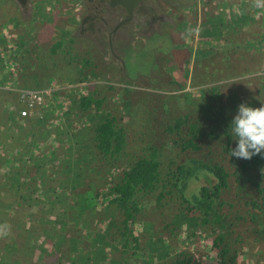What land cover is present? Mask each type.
Returning a JSON list of instances; mask_svg holds the SVG:
<instances>
[{"label": "rangeland", "instance_id": "rangeland-1", "mask_svg": "<svg viewBox=\"0 0 264 264\" xmlns=\"http://www.w3.org/2000/svg\"><path fill=\"white\" fill-rule=\"evenodd\" d=\"M184 1V8L171 9L177 21L174 37L170 39L166 30L164 35L150 38L148 44L146 38H133L121 51L110 42H99L93 28L79 33L85 16L80 0H30L26 8L15 0H0V58L12 70L20 56L21 77L27 73L28 61L33 66L29 68L31 80H22L23 86H6V77L0 84V263L5 259L12 264H61L62 255L69 258L77 253H71L74 248L82 255L89 252L94 256L95 249L102 246L106 261L116 259L122 264H221L214 243L224 235L225 243L237 252V264H264V162L256 165L252 158L231 157L223 149L226 142L221 133L238 105L260 107L264 103V0ZM57 42L63 46L54 54ZM173 44L183 49L176 57ZM51 73H56V79L48 83ZM82 74L88 79L79 82ZM130 91L139 94L135 101H148L153 111L148 125L151 111L147 113L142 104L132 101L131 111L126 109L122 98ZM22 92L39 93L43 98L40 105L29 108L21 99ZM92 94L103 105H94L86 114L75 100ZM186 94L203 105L197 107L198 113L206 114L208 108L216 112L209 127L194 110L189 114L204 136L194 140L203 151L192 156L190 150L172 147L180 139L167 130L176 124L171 119L188 110ZM159 102L180 111L166 118L155 111ZM107 115L127 132L126 146L117 160L89 155L95 153L93 131ZM212 131L224 141L209 137ZM182 138L192 139L186 134ZM153 140L164 146L163 162L172 161L173 169L193 166L188 163L193 156L211 167L220 163L225 169L228 184L214 209L223 226L217 223V215L207 225L201 224L202 212L186 210L178 194L159 202L161 189L154 195L138 192L136 199L143 210L129 223V231L140 244L138 249L132 245L125 250L128 230L123 229L124 217L115 207L108 208L112 200L108 196ZM242 162L252 165L243 169ZM76 170L82 182L74 190L68 183L78 174ZM15 176H19V190L13 188ZM200 177L187 182L186 198L200 194L204 186L217 184L212 175ZM87 192L97 200L81 215L77 195ZM182 215L186 220L177 230L175 221ZM61 217L64 225L57 222ZM60 225L66 226L69 242L61 245L59 252L53 235ZM160 238L168 246L167 256L161 260L151 251V241L157 246ZM72 239L78 243L72 244Z\"/></svg>", "mask_w": 264, "mask_h": 264}, {"label": "trees", "instance_id": "trees-1", "mask_svg": "<svg viewBox=\"0 0 264 264\" xmlns=\"http://www.w3.org/2000/svg\"><path fill=\"white\" fill-rule=\"evenodd\" d=\"M213 23H215V21ZM62 46H63V42H57L52 48L53 53L56 54L57 51ZM120 60L123 63L124 61L123 58H120ZM136 62L134 63V65L136 64ZM83 66L81 67V69L83 68ZM41 71L43 73L46 72L43 70ZM24 75H26V73ZM54 76H50V78L48 79V83H52L56 79ZM82 76L83 79H81L79 82H83L84 79L85 80L88 79V76L87 78L84 74H82ZM29 77L30 74H27L26 78ZM172 85L181 87V85L176 83H173ZM109 89H113V88L110 87ZM132 92L133 91H130V95H126L127 96L126 99L122 98V100H124V103H126L127 106L126 109L128 108V112L131 111L130 104L132 103V101H135V98L139 95L136 94V92L134 93ZM184 98H185V103L188 104V110L185 113L179 115L181 117L178 118L176 117L171 119V121L172 122L174 121L176 124L174 126H169L167 130L169 134L177 135L178 136L177 139H180V142L178 140H175L172 143V147L173 148L180 147L182 149L181 151L184 152L190 150L189 155L192 156L193 154L199 152L201 153L203 151V149L200 146H197L194 140L195 139L197 140L198 138H204V136L202 135L200 129L197 128V124L193 122L194 120L192 119V116L189 114H192L193 113L192 111L194 110L195 112L194 114L195 115L197 114L196 116L198 118L201 117L203 121H205L206 127H209L210 121H213L215 118V117L212 118L213 114L216 112L212 113V108H208L209 112H207L206 114H203V111L198 113L196 111L197 107L203 108L201 102L191 99L188 94H186ZM219 100L220 98L217 100V103H219L218 106L220 107L221 104ZM135 102L138 105L142 104L143 108L147 109L146 110L147 113L151 111V114L149 113V116L146 119V123L148 125L149 118L153 115V111L150 109L148 105V101L143 98L141 102H137V101ZM258 102L259 100L256 101L253 104V106L257 105ZM75 103L77 104L78 109L82 108V111L86 110V114L88 113L89 110L92 109L94 105L97 104L98 108H101V106L103 105L101 100L96 101V99H94L93 94L86 97L81 96L79 102L75 100ZM159 105L160 107L158 108L157 106V108H155V111L161 113V115L165 116L166 118H171V116L175 111H180L176 106L173 108L170 105L167 106L160 102ZM236 105H238V103ZM250 106H252V104H250ZM172 108L174 109V111L172 110ZM182 110H185L184 105H182ZM219 110L221 113L225 111V109L222 107L219 108ZM222 115H224V113H222ZM116 122L117 120L115 118H113L111 115H107L105 118H103V121L95 127V130L93 131L95 134V144H93V151L95 153L89 154L93 158L97 157L96 155H101L103 159L110 158L117 160L120 158V155L126 146L128 137H127L126 129H124V127L117 126ZM229 122H230L229 119L225 121L224 123L225 127L223 128V132L221 133L222 136L225 137V142H226V145L223 146V149L226 150V152L230 153V148L231 146L234 145V142L230 136V133L227 131L229 127ZM186 131H188V133ZM183 134H186L188 137L192 139L183 140L182 138ZM209 137H211L212 139L220 138L221 141H224L223 138L219 137L214 131H212L209 134ZM154 143L155 142L153 140L152 144L147 145L146 151L148 153L146 152L144 156L138 158L133 164L129 165V168L124 173V176L122 178H119V180L115 182L108 196V197L110 196L112 197V200L109 203L108 208L115 207L118 210V212L121 213L122 217H124L122 223L123 229L126 231L128 230V233H126V236L124 237L123 247L125 250L130 249L132 245L134 249H138L140 244V240L133 236L132 231H129V223L135 220L137 215L143 210L136 199V194L138 192H144L146 195H151V194L154 195L159 189H161L158 196L159 202H162V200L167 195L173 196L178 194L177 196L183 199V203L185 205L186 210L189 211L197 210L199 212L200 211L202 212L204 217L203 220L201 221V224L207 225L210 222V218L213 215H217L216 218L217 223H220L223 226L222 224L223 219L218 214L219 213L218 210H214V209L215 207L216 208L219 207L217 206L218 201L222 198L221 194L223 195L224 188H226L228 184L229 174L225 171V169L219 165L220 163L219 164L215 163L211 167L210 165L205 164L204 160L201 158L200 159L195 158L194 160L193 158L194 156L188 159V163H191L193 166L188 167L184 165L178 167L177 169H173V167L171 166L172 161H170L169 164L167 165L163 162L165 158L163 153L164 146L159 144L156 145V143L155 144ZM203 143H205V140ZM205 159L207 161L208 160L210 161V159H208L207 157ZM252 160L256 165L264 162V158L259 154L253 156ZM249 165L252 164L249 163L246 164V162H242L243 169H245ZM71 169H74V166L71 165ZM164 169H166V171ZM203 173L205 174L206 177L207 175H212L217 180V184L212 187L204 186L202 189H200V194L193 195L191 198H186L185 190L188 184L187 182L194 178L200 179L201 178L200 176ZM81 177L82 176L80 172H78L73 182H71L70 184L68 183V185L71 186L74 190H77L82 182L80 181ZM14 180L16 184L13 183L14 186L13 188L17 187L19 190V185H20L19 184L20 182L18 183L19 176H15ZM93 196L94 195L92 192H87L86 194L77 195V197H79V199L81 200L79 202L81 215L84 214L83 211L86 208L94 205V202L97 200V198ZM190 205H192V207ZM64 217L63 218L61 217L62 219L57 222L60 223L61 225H64L65 223ZM184 220H186V217L182 215L179 216V221L178 220L175 221V224L177 225L178 228L177 230L182 229L181 227L184 224L183 223ZM190 220L193 221L194 216H192ZM61 225H60L61 228H59L60 231L55 232V235H53V237L58 240L55 249L56 251L58 250L59 252H60V246L61 245L65 246L66 242H69L66 239V235H67L66 226H61ZM190 225H196V222H191ZM199 225L200 224H197V226ZM131 235L133 237L132 240L130 239ZM96 240L98 241V239ZM70 242L72 244L78 243L76 239H72ZM157 243L159 244L155 246L156 244L153 245V242L151 241V251L158 253L157 254L159 256L158 258L161 260L162 258H165V256H167L168 246L165 245V241L163 239L157 241ZM230 246L232 245L225 243L224 235L216 239L214 243V247L219 250V257L221 259V264H237V260H236L237 252L235 253ZM103 249L104 247L102 246L100 248L97 247L94 251L95 255L93 256L89 252L85 255H82L77 249L74 248L71 251V253L76 251L78 255L77 253H74L72 257L69 255V258L68 255H62L61 264H67V262L68 264H122V262H119V260L116 259H109L107 261L110 262H107L106 261L107 256L105 255ZM65 257L68 258L67 262ZM0 264H12V263L11 262L7 263L4 259ZM30 264H37V263L31 262Z\"/></svg>", "mask_w": 264, "mask_h": 264}, {"label": "flooded vegetation", "instance_id": "flooded-vegetation-1", "mask_svg": "<svg viewBox=\"0 0 264 264\" xmlns=\"http://www.w3.org/2000/svg\"><path fill=\"white\" fill-rule=\"evenodd\" d=\"M80 2L85 16L79 33L92 32L93 28L99 42H106L108 45L110 42L115 50L120 48L121 51L129 46L128 41L133 38H146L144 41L148 44L150 38L164 35L166 30H169L170 39L174 37L177 21L173 18V11L176 12L178 7L182 8L186 3L184 0H140L136 9L130 13L124 6L112 7L109 0ZM172 51L176 57L180 50L173 44Z\"/></svg>", "mask_w": 264, "mask_h": 264}, {"label": "clouds", "instance_id": "clouds-1", "mask_svg": "<svg viewBox=\"0 0 264 264\" xmlns=\"http://www.w3.org/2000/svg\"><path fill=\"white\" fill-rule=\"evenodd\" d=\"M177 48L183 52L180 46ZM227 131L236 142L230 148L231 157L251 159L258 154L264 157V103L260 107L249 103L238 105Z\"/></svg>", "mask_w": 264, "mask_h": 264}, {"label": "crops", "instance_id": "crops-1", "mask_svg": "<svg viewBox=\"0 0 264 264\" xmlns=\"http://www.w3.org/2000/svg\"><path fill=\"white\" fill-rule=\"evenodd\" d=\"M210 21H211V24H212V22H214V19H211ZM211 26H213V24ZM198 29L200 30V26L198 27ZM205 33H207V29H205ZM210 35H212V33H210ZM24 57H25V59L28 58V56H25V55H24ZM19 59H20V56H18V59L15 62L14 69L12 68V70H8V68H6V67H8V65L6 64V62H4L0 58V70L3 69V72L2 71L0 72L1 73L0 74V77H2L0 84L2 83L4 77L8 78V80H7V83L8 84L6 86H12V87H14V86H19V87L20 86H23L22 80L25 83V82L28 81V79H31V77L26 78V76H27V74L31 73L30 72L31 70H29V68H32V65H31L32 63L30 61H28V67L26 68L28 70V72L26 73V75H24V77H21V74H20V61H19ZM26 69L24 71H27ZM55 74L56 73H54V74L51 73L49 76H54ZM9 80L11 81V83H9Z\"/></svg>", "mask_w": 264, "mask_h": 264}, {"label": "water", "instance_id": "water-1", "mask_svg": "<svg viewBox=\"0 0 264 264\" xmlns=\"http://www.w3.org/2000/svg\"><path fill=\"white\" fill-rule=\"evenodd\" d=\"M15 1L23 8H26L30 4L29 3L30 0H15ZM139 1L140 0H109L112 7L121 5V6L128 8L130 13H132L133 10L136 9L137 5L139 4ZM124 67H125V64H124ZM130 81L133 82V80H130Z\"/></svg>", "mask_w": 264, "mask_h": 264}, {"label": "built area", "instance_id": "built-area-1", "mask_svg": "<svg viewBox=\"0 0 264 264\" xmlns=\"http://www.w3.org/2000/svg\"><path fill=\"white\" fill-rule=\"evenodd\" d=\"M21 99H23V102L26 103L29 108L34 109L36 106L40 105L43 98L37 92H22ZM22 114L26 116L27 112L24 111Z\"/></svg>", "mask_w": 264, "mask_h": 264}]
</instances>
